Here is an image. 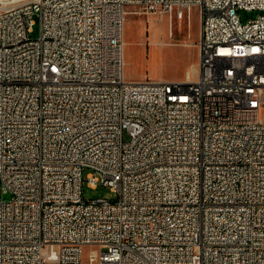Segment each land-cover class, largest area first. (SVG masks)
Here are the masks:
<instances>
[{
	"label": "built area",
	"instance_id": "1",
	"mask_svg": "<svg viewBox=\"0 0 264 264\" xmlns=\"http://www.w3.org/2000/svg\"><path fill=\"white\" fill-rule=\"evenodd\" d=\"M193 7L198 79L127 80V15ZM263 105L264 0H0V264H264Z\"/></svg>",
	"mask_w": 264,
	"mask_h": 264
},
{
	"label": "rangeland",
	"instance_id": "2",
	"mask_svg": "<svg viewBox=\"0 0 264 264\" xmlns=\"http://www.w3.org/2000/svg\"><path fill=\"white\" fill-rule=\"evenodd\" d=\"M3 1L4 5H8L21 0ZM34 21L32 38H37L40 35V20L34 17ZM200 36L201 15L198 7H193L186 12L182 21L174 18L173 28H170L168 14L162 16V14L129 13L124 27L126 79L131 81L134 77H141L140 80H152L157 74L179 75L184 73L188 65L200 59V47L196 44ZM155 42H172L173 44L157 47ZM187 42L190 43L187 44ZM260 119L264 123V105ZM83 194L86 200L115 199V193L109 187L102 185L96 188L85 185ZM11 197L10 193L2 191L0 184V199L10 200ZM90 250V247L84 249V262H88Z\"/></svg>",
	"mask_w": 264,
	"mask_h": 264
},
{
	"label": "crops",
	"instance_id": "3",
	"mask_svg": "<svg viewBox=\"0 0 264 264\" xmlns=\"http://www.w3.org/2000/svg\"><path fill=\"white\" fill-rule=\"evenodd\" d=\"M165 16V14H162ZM170 28H173V23L170 21ZM173 44L172 42H155V46L159 47L162 45ZM199 77V61H194L188 65L184 73L179 75H167V74H157L153 76L154 81H168V82H186V81H196ZM143 78V77H142ZM141 77H134L131 81H142ZM147 80V79H146Z\"/></svg>",
	"mask_w": 264,
	"mask_h": 264
},
{
	"label": "water",
	"instance_id": "4",
	"mask_svg": "<svg viewBox=\"0 0 264 264\" xmlns=\"http://www.w3.org/2000/svg\"><path fill=\"white\" fill-rule=\"evenodd\" d=\"M258 12L257 11H253V12H243V14L245 15V18L252 16L254 17Z\"/></svg>",
	"mask_w": 264,
	"mask_h": 264
}]
</instances>
